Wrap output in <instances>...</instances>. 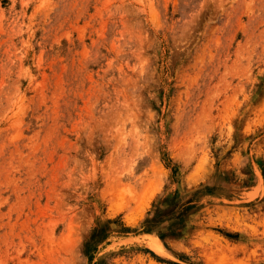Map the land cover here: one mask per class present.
<instances>
[{
    "label": "rangeland",
    "instance_id": "obj_1",
    "mask_svg": "<svg viewBox=\"0 0 264 264\" xmlns=\"http://www.w3.org/2000/svg\"><path fill=\"white\" fill-rule=\"evenodd\" d=\"M0 264H264V0H0Z\"/></svg>",
    "mask_w": 264,
    "mask_h": 264
},
{
    "label": "bare ground",
    "instance_id": "obj_2",
    "mask_svg": "<svg viewBox=\"0 0 264 264\" xmlns=\"http://www.w3.org/2000/svg\"><path fill=\"white\" fill-rule=\"evenodd\" d=\"M154 243V242H153ZM154 245V244H153ZM156 245H159V242H156Z\"/></svg>",
    "mask_w": 264,
    "mask_h": 264
}]
</instances>
